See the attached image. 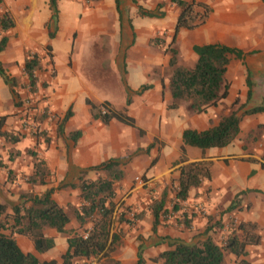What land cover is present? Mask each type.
Masks as SVG:
<instances>
[{"label": "crops", "instance_id": "1", "mask_svg": "<svg viewBox=\"0 0 264 264\" xmlns=\"http://www.w3.org/2000/svg\"><path fill=\"white\" fill-rule=\"evenodd\" d=\"M184 1L203 3L209 12L200 25L191 29L181 28L177 32L180 65H193L196 54L192 47L195 45L220 43L244 52L242 61L231 57L227 64L224 73L228 82L226 97L220 104L207 107L203 112H193L186 101H180L175 108L165 109L170 95L168 76L162 78V69L163 66L168 68L169 56L162 48H158L163 45V41L158 40L156 43L152 39L158 35L163 38V34L168 33L170 23L174 25L179 8L171 0H117V8L115 0L89 3L85 0H58L54 30L47 24L50 17L47 0H1L2 9L10 14L13 21V26L4 33L6 45L0 51V62L5 72L11 75L18 73V69H22L26 51H36L41 56L39 77L42 82L39 91H42L49 105L61 118L66 111L70 112L58 126L60 118L55 134L50 135L47 142H38L39 155L48 170L44 183L26 184L28 187L33 186L34 190L36 187L38 193L34 194L52 187V199L68 213L69 205L73 209L81 203L76 187L79 178L94 179L102 174L90 169L91 166L109 157L121 160L122 157L131 156L130 164L134 168L125 167L124 175L118 182L127 192L122 196L114 193L113 201L118 202L112 220L116 214H120L121 210L117 212L119 207L138 214L135 219L137 226L127 231L125 221H114V231L119 229L120 235L109 257L118 260L119 264H131L136 259L139 247L143 264H162L160 260L151 259L168 248L164 236L196 241L205 232L214 240L223 234L226 238L232 232L240 235L242 230L231 226L233 218L236 223L255 225L252 231L258 236V241L246 245L244 259L249 264H264V111L240 118L236 138L223 147H210L202 151L194 146H184L186 162H211L210 178L191 188L184 200L190 203L192 199L195 200L191 208L196 213L198 209L202 211L204 208L205 215L187 214V225L183 221L174 223L173 220L163 221L159 217L155 232L151 230L152 215L147 205L146 192L148 187L161 188L169 181V177L176 179L177 168L181 164L177 162L181 131L184 128L200 131L216 124L220 118L217 107L227 101L231 92H246L247 71L250 74L251 91L264 90V0ZM49 32L53 34L51 38L48 37ZM60 38L71 46L74 42L78 45L87 68L89 58L102 60L99 62L106 68L103 67L100 72L101 77L91 82L86 76L89 70L84 69L85 81L79 77V71L74 72L77 70V62L80 64L81 55L76 61L66 54L59 60L55 56L53 43ZM44 48L50 54L49 60L42 56ZM92 51L95 52L93 55ZM108 58L109 61L105 63L103 59ZM157 69H160L159 76L156 75ZM110 71L117 72L121 78L106 79ZM251 75H256L255 81L251 80ZM142 84L149 86L136 94ZM77 85L85 94L81 97L82 102L75 104V98H66L64 90ZM8 90L0 77V116H5L4 124L7 121L11 124H3L2 129L6 130L16 128L18 123V108L11 102ZM115 97H118L117 105L114 103ZM126 97L129 98L128 104H125ZM85 99L95 105L107 102L115 109H125L128 115L141 120V125L136 121L135 124L143 129V134L139 135L135 128L116 120L102 124L99 119L92 117L94 111ZM179 108L180 115L177 112ZM169 110L176 112L169 116ZM243 122L247 124L248 133L241 136ZM142 123H146L149 129L142 127ZM250 130L263 131L258 142H252L254 135L249 137ZM75 131L79 133L72 138L70 134ZM141 137L146 140L147 146L150 145L151 155L146 158L149 162L145 166L138 167L136 160L142 155L136 154L137 141ZM153 138L162 142L158 155L155 152L156 146L152 147ZM133 172L143 174L147 185L133 184L130 178ZM173 182L175 184L176 180ZM161 183L163 185H159ZM165 190L167 195V187ZM84 226L88 227L89 224ZM65 228L72 233L82 232L72 216ZM41 233L53 238L52 247L44 252H37L32 240L25 235L13 234V237L22 252L33 254L39 261L54 259L56 264H61L60 254L67 247L66 239L69 235L49 227L43 228ZM230 255L231 261L225 264H238L239 258ZM85 260L76 257L72 264H80Z\"/></svg>", "mask_w": 264, "mask_h": 264}, {"label": "trees", "instance_id": "2", "mask_svg": "<svg viewBox=\"0 0 264 264\" xmlns=\"http://www.w3.org/2000/svg\"><path fill=\"white\" fill-rule=\"evenodd\" d=\"M58 0H47L50 10L48 26L55 29L57 21L56 3ZM86 2H95L98 0H85ZM178 8L179 12L173 25V35L179 29H191L204 22L209 8L207 5L184 0H171ZM115 6L118 2L115 0ZM198 8V10H197ZM13 26L10 14L3 10L0 0V51L6 45L5 31ZM48 33V37H52ZM47 45L46 47H48ZM196 54L195 62L190 67L179 65L176 60V51L173 48L168 50V65L171 72L168 78V92L170 95V104L168 108L177 107L179 101H187L189 108L193 112H203L207 107L216 106L228 93V82L224 78L227 64L231 57L243 60L244 52L220 43H207L195 45L192 47ZM252 53V52H248ZM39 68V57L36 52H27L24 57L22 72L28 79V89L31 92L37 90L35 82V71ZM247 71V70H246ZM0 77L8 86L11 94L14 93L13 86L16 78L9 76L0 62ZM246 102L251 99L252 91L250 89V74L247 71L245 75ZM149 85L142 84L136 90L141 93ZM85 102L90 105L94 111L92 117L99 119L102 124H107L111 120H116L127 126L135 128L139 135L143 134V129L135 124L133 117L125 112V109H115L107 102L98 105L91 103L88 99ZM246 102L240 104V115H248L264 111V101L259 104L247 105ZM129 103L126 97L125 104ZM103 109V112L101 108ZM66 111L61 118L59 125L66 120L69 115ZM240 115L236 110L222 115L218 122L208 126L206 129L197 131L192 128H184L181 131V145L179 146L180 155L177 162L181 163L177 170L176 190L174 200L183 201L188 196L191 188L199 186L203 181L210 178L209 160H198L186 162L184 156V146H194L200 150L210 147H223L236 138L239 131ZM5 116H0V137L11 144L17 143L21 135L13 131L2 129ZM59 128V127H58ZM58 130V129H57ZM75 131L71 135H77ZM264 137V136H263ZM48 141V138H44ZM147 147H150L148 145ZM264 153V139L262 144ZM28 155L32 159V172L26 177V182L30 185L43 184L48 176L43 159L36 152L29 150ZM97 175L94 179L79 178L76 187L79 191L78 197L81 201L78 207L71 210L72 217L86 232V237L81 233L71 232L65 228L70 220V215L51 197L53 188H46L40 194H28L21 196V202H18L8 209L3 202H0V264H56L54 259L39 261L33 254L22 252L17 246L13 234L25 235L33 242L34 249L37 252H44L53 245V238L44 236L41 231L43 228H53L58 233H67V247L60 254L61 264H72L76 257L85 259L95 258L98 264H119L118 260L109 257L113 246L118 243L120 230L110 231L112 223V214L115 211L116 203L113 201L115 185L119 182L124 171L122 163L117 157H109L97 165L91 166ZM23 198V199H22ZM166 190L162 189L158 198L153 199L148 208L152 215L151 230L155 232L161 213L165 212ZM172 209H176L175 204ZM9 210V211H8ZM123 214V215H122ZM121 212L117 218L118 222L125 221ZM138 214L135 215L137 217ZM187 214H183V224L187 225ZM89 224L88 227L84 226ZM84 226V227H83ZM237 228L242 230V234L230 233L223 243L214 240L205 232L202 238L196 241H185L178 237L170 238L164 236L168 248L161 251L152 261L160 260L162 264H225L224 254L231 253L238 257V264H249L245 261V247L247 244L256 243L258 236L252 231L255 225L251 223H238ZM141 249L136 251V259L131 264H143Z\"/></svg>", "mask_w": 264, "mask_h": 264}, {"label": "rangeland", "instance_id": "3", "mask_svg": "<svg viewBox=\"0 0 264 264\" xmlns=\"http://www.w3.org/2000/svg\"><path fill=\"white\" fill-rule=\"evenodd\" d=\"M172 35H173V25H171L168 28V33L167 35L163 34V38H160V36H155L152 39V42H156L158 40H162L163 41V45L161 47H158L159 49L162 48L164 53H167L168 56L170 55L168 50H170V48H173L176 53H177V63L180 65V48L178 47V45L176 44V38H177V34L175 35L176 37H174V39H172ZM167 40V43H166ZM54 47H55V56L57 58L62 59L63 56L66 54L68 57L71 55V58L76 61L79 60L80 55H81V61L80 64L77 62L76 65V69L74 70V72H80V78L82 80H85V75L86 72L85 70H89L88 74L86 75L88 77V80H90L91 82H95L97 79H99L101 77L100 72L102 71V69L106 68V66L103 64L102 65V60H99L101 62H99L97 60V58L92 59L89 58V66L87 68L86 65H84V61L82 59V53L80 52V49L78 48V45L74 42L73 46H71L70 43H64L62 42L61 38L57 41H55L53 43ZM73 47V50H72ZM158 49V50H159ZM27 52H36L34 50H27ZM25 53V54H26ZM37 53V52H36ZM93 53H95L94 51H92V55ZM38 57H39V68L35 71V82H36V86L37 90L34 92L29 91L28 89V79L26 77V75L22 72V69H18V73H15L14 75H10L12 77L16 78L15 84L13 86V91L14 93L11 94L10 91L9 92V98L11 99V102L18 108V118H17V127L16 128H9L8 131H13L15 133H18L21 135L20 140L15 143V144H11L9 142L4 141L1 137H0V200L6 205V207L8 209H10V207L18 202H21V196L22 194L24 195H28V194H34V193H38V191H36V187L34 190L33 186L28 187V185L26 184V177L32 172V159L31 157L28 155L29 150H32L34 152L37 153L38 156L40 153V146L38 145V142L44 141V138H49L50 135H54L56 132V126L58 124V121L60 120L61 116L54 111V109L49 105V103L47 102L46 97L44 96V94L42 93V91H39L40 84H41V79L39 77V70L41 71V65H40V61H41V56L37 53ZM42 56L45 59L49 60V52L46 48H44V53H42ZM176 56V55H175ZM77 58V59H76ZM103 61L106 63L109 61V58L107 60L103 59ZM104 67V68H103ZM160 68V67H159ZM85 69V70H84ZM107 69H108V64H107ZM112 70V69H111ZM171 72V67L168 65V68L166 69L163 66L162 69V78H164L166 75L169 78ZM61 72H58V75L61 77ZM109 76H105V78H112V79H116L121 78L120 75H118L117 72H113L110 71V73H108ZM82 75V76H81ZM157 76L160 75V69H157ZM72 77L77 78L76 75H72ZM256 79V75H251V80L255 81ZM122 80V79H121ZM95 85V84H94ZM9 89V88H8ZM138 90V89H137ZM64 93L66 95V98L69 97H74L75 98V104L77 103H81V97L82 95L85 94V91L83 89H81V87L79 85L72 87V88H67L64 90ZM136 93V92H135ZM114 94V93H113ZM129 94V93H128ZM137 94V93H136ZM246 92L245 91H234L231 92V95L229 96V98L227 99V101H224V103H222L221 105H219L217 107V111L220 113V117L222 115H225L227 113H229L232 110H236V112L240 115L241 109L240 107L238 108V106L240 104H243L244 102H246ZM112 95V94H111ZM113 96V95H112ZM132 96V94L130 95ZM139 98V95H138ZM171 100V99H170ZM170 100H168V103L165 104V109H172V108H168V105L170 104ZM262 101H264V90L263 91H259V90H252V95H251V99L249 101L246 102L247 105H251V104H259ZM180 102V101H179ZM187 102V101H186ZM114 103L117 105L118 104V97H115V101ZM220 104V103H219ZM2 110H5V108ZM42 110H44V112H42ZM172 112H176V111H172L169 110L168 114L169 116L171 114H174ZM178 115H180V108ZM8 116H12V115H8ZM244 115H240V118H242ZM23 118L28 119L27 122L25 123L23 121ZM6 119V118H5ZM21 119V120H20ZM136 123H138L139 125H141V120H138L137 117H134ZM20 120V121H19ZM138 121V122H137ZM14 122V121H13ZM10 126V121L6 124H4V126ZM2 126V127H4ZM142 127L147 128V130L149 129L146 126V123H142ZM242 133L241 136H244L248 133L247 130V124H245V122H243L242 124ZM4 129V128H3ZM6 130V129H5ZM263 133L262 130H250L249 131V137H251L252 135H254L252 142L256 143L258 142V140L260 139L261 135L260 133ZM145 139L138 138L137 141V155H142L141 157L137 158L136 160V166L138 167H143L145 166L148 162L146 159L148 156L151 155L150 153V147L147 148V144H145ZM142 145H141V144ZM152 147L156 146L157 149H155V152H157L158 155V151L160 149V146L162 143L160 140H158L157 138H153L152 140ZM255 145V144H254ZM156 155V157H157ZM130 157L128 156L126 157H122V159L120 160L123 166V169L125 167L127 168H134L133 164H130ZM156 157H154L156 159ZM152 158V157H151ZM153 159V158H152ZM154 159V160H155ZM151 160V159H150ZM137 177V179H136ZM131 182L134 183H138L142 186H146L147 185V181H146V177L143 174H138L136 172H133L131 175ZM140 180V181H138ZM174 179H171V177H169V181L163 185L162 183L159 185H163L161 188L158 187H148L146 195L148 197L147 200V205L155 198H158L160 192L162 191V189H165V187H167V192L168 194L166 195V203H165V212L161 213L160 217L161 220L163 221H172L175 223L176 222H180L183 221V217L182 214H198V215H205L204 211H200L198 209L197 213L194 212L191 207H193V204L195 200H191L192 203H190L189 201H187V204H181L182 202L180 201H176L174 200V192L176 190V186L173 182ZM146 181V182H145ZM116 189H118V193L116 192ZM127 192L126 189H124L122 187V185H120L118 182L115 185V194H119V196L124 195ZM41 193V192H39ZM23 199V198H22ZM118 202V201H116ZM115 202V203H116ZM175 204L176 209H172V206ZM117 205V204H116ZM195 206V205H194ZM118 208V213L120 211L126 214L125 216H122V218L125 220V224L127 225L126 229L127 231L129 229H136V212L135 211H131V213H128L130 211L126 210H122V208ZM72 210V206L69 205L68 206V214L71 216ZM204 210V208H203ZM193 212V213H191ZM116 213V211H115ZM114 213V214H115ZM167 213H171L168 217L165 216V214ZM203 213V214H202ZM120 214H116V217L114 216V219L112 220L113 223H111V228L110 231L114 232V221H117V218ZM123 215V214H122ZM128 222V223H127ZM236 223V227H237ZM180 230V229H178ZM126 232V231H125ZM124 234V233H123ZM225 237V235H221L218 238H215L217 241H220L221 239H223ZM248 254V253H247ZM232 259V256L230 255V253H225L224 254V262L228 263L230 262ZM83 262H81L80 264H83Z\"/></svg>", "mask_w": 264, "mask_h": 264}, {"label": "built area", "instance_id": "4", "mask_svg": "<svg viewBox=\"0 0 264 264\" xmlns=\"http://www.w3.org/2000/svg\"><path fill=\"white\" fill-rule=\"evenodd\" d=\"M101 110H102V112H103V109H102V108H101ZM42 112H44V110H42ZM27 120H28V119L23 118V121H24L25 123L27 122ZM136 179H137V177H136ZM138 181H140V180H138ZM181 202H183L182 204H187V202H184V200L181 201ZM200 211H201V210H200ZM202 211H203V208H202ZM170 214H171V213H170ZM170 214L167 213V214H165V216L168 217ZM231 219H232V221H231V226H235V225H236V221H235V219H233V218H231ZM81 235H82V237H86V232H82ZM221 243H223V242L221 241ZM83 264H98V261H97L95 258H88V259H86V260L84 261Z\"/></svg>", "mask_w": 264, "mask_h": 264}]
</instances>
